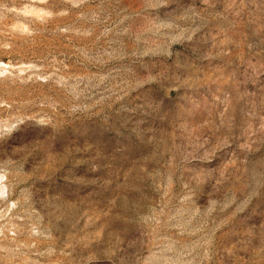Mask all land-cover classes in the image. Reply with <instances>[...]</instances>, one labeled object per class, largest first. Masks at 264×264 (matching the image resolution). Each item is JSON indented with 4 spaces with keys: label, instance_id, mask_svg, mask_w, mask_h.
<instances>
[{
    "label": "rangeland",
    "instance_id": "374dc122",
    "mask_svg": "<svg viewBox=\"0 0 264 264\" xmlns=\"http://www.w3.org/2000/svg\"><path fill=\"white\" fill-rule=\"evenodd\" d=\"M0 264H264V0H0Z\"/></svg>",
    "mask_w": 264,
    "mask_h": 264
}]
</instances>
